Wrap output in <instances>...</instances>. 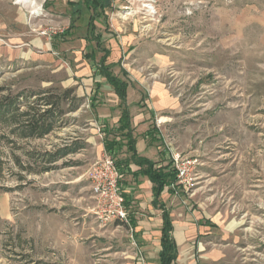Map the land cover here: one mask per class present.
I'll return each mask as SVG.
<instances>
[{
	"label": "rangeland",
	"instance_id": "obj_1",
	"mask_svg": "<svg viewBox=\"0 0 264 264\" xmlns=\"http://www.w3.org/2000/svg\"><path fill=\"white\" fill-rule=\"evenodd\" d=\"M35 1L36 15L0 0L1 95L58 97L65 114L39 139L0 125V264H155V239L97 216L90 171L105 156L98 115L119 116V101L92 80L88 12L82 7L71 29L68 0ZM144 4L113 0L108 31L97 25L96 33L127 82L133 135L153 161H195L190 185L164 193L174 220L197 230L174 264H264V0ZM155 85L168 98L163 110H151ZM65 146L79 150L42 171L41 155ZM122 181V189L131 183ZM125 207L129 220L146 215L135 200Z\"/></svg>",
	"mask_w": 264,
	"mask_h": 264
},
{
	"label": "trees",
	"instance_id": "obj_2",
	"mask_svg": "<svg viewBox=\"0 0 264 264\" xmlns=\"http://www.w3.org/2000/svg\"><path fill=\"white\" fill-rule=\"evenodd\" d=\"M107 0H84L83 4L88 11H91L87 24L86 40L95 42L97 50L103 53L97 71L100 77L104 78L107 84L113 89L119 100L118 108L120 110V119L117 129L104 130L105 140L103 142L104 152L112 155L115 159V164L119 172L124 176L129 172V164H135L140 168L139 173L145 176L153 185V205H159L162 210L163 225L161 229V251L159 253V264H172L177 258V248L171 237L172 222L169 213L163 209L158 198L162 191L167 188L169 192H173L172 187L176 183V173L168 164L165 167H156V163L145 158L137 157L135 151V139L133 137V129L130 125V116L126 105L127 82L115 76L112 72L113 64H107L106 58L109 55V50L102 48L103 37L96 33L93 22L96 18L103 15ZM72 28V25H71ZM94 61V56L91 54L87 57ZM126 76L125 72H122ZM0 90V125H12L14 130L12 134L17 135L21 139H39L48 135L53 131L57 121L65 112L61 109V99L45 97L44 93L40 94L34 101L29 102V98H23L21 95H1ZM69 89L64 92V96L71 94ZM54 99V101H53ZM77 99L73 97L75 102ZM81 101L74 104L70 109L71 112L76 111L80 106ZM25 111H21V108ZM112 136V138H110ZM119 137V141L116 138ZM125 149V154L128 158L117 160L118 155ZM79 150V147L65 146L56 149L54 152H45L41 155V163L44 166L42 171H50L53 164L62 157L69 154H74ZM30 159H36L35 154L28 153ZM15 163L19 168L28 170L23 167L19 159L15 158ZM126 204V203H125ZM129 226L132 230L135 228V223L132 219L129 220Z\"/></svg>",
	"mask_w": 264,
	"mask_h": 264
},
{
	"label": "crops",
	"instance_id": "obj_3",
	"mask_svg": "<svg viewBox=\"0 0 264 264\" xmlns=\"http://www.w3.org/2000/svg\"><path fill=\"white\" fill-rule=\"evenodd\" d=\"M83 1L84 0H68L67 1V6L69 7V10H70V26H69L70 28H71V25H72V28H74V23H75L74 21L81 14L82 7H84L86 9V7L83 4ZM112 3H113V0H107L106 4H105L106 9L103 12V15H101L100 17H98L94 20L93 25H94L96 31L98 30L97 25H99L100 28H102L104 31H108L107 13H108V11H111V9H112ZM86 11L88 12V19H87V24H88L89 17L91 16V11H88L87 9H86ZM87 24H86V32H87ZM86 37L84 40L86 43V47L90 51L89 54L86 56V58L91 54L94 56V61H91L90 59L87 58L89 60L90 65H91V71L93 72V75H92L93 82L99 83L100 81H103L104 84L107 87H109L111 92L115 95L113 89L107 84V82L105 81L104 78L99 76L98 71H97V64L99 63L101 57L103 56V53L100 52L99 50H97L95 42H90V41L86 40ZM97 52L102 54L101 57L99 58V60H96ZM109 57H110V50H109V55L106 58V63L107 64H113L115 67L117 65V63H108ZM122 72L126 73L125 70H122ZM127 75L128 74L126 73V76ZM115 76H117V75H115ZM115 97L117 98L116 95H115ZM149 98H150L151 104L153 106V108H151V110H154V111L163 110L168 105L167 95L159 86L155 85L150 90ZM126 105H127V97H126ZM127 109L129 112L128 105H127ZM115 110L119 111V113L117 111H115V113L119 114V116L115 115L113 118H111V115H107L105 113L98 115V122L101 123V127L104 130L105 129H107V130L117 129L118 121L120 119V110H119L118 106ZM129 116H130V114H129ZM130 125L132 128L131 118H130ZM132 134H133V132H132ZM133 137L135 139V151H136L135 153H136L137 157L145 158L149 161L156 163V167L167 166V165H162V163H157V162L153 161V159L150 156L152 154L151 149H149L144 144L143 140L140 142L136 136L133 135ZM149 137L152 138V136L149 134V131H147L145 133V138L149 139ZM124 154H125V152H124ZM128 157H129V155H128ZM168 164H170V162ZM139 171H140V168L137 165L132 164V163L129 164V172L127 174H125L123 177H125V176L129 177L131 180V183L126 182V184H124L122 198H123L124 202L126 203V205L129 204V201L132 199V200H135V203L137 202L139 204V206H143L144 210H146L145 216L140 215L139 218H136V220L134 218H131V219L135 223L134 229H136V234H138L142 240H148V239L150 240L151 238L155 239L156 244H157V257H156L157 263H155V264H159V253L161 251L160 238H161V229H162V225H163L162 210L159 208V205H153V194H152L153 185L145 176L141 175L139 173ZM165 190H166V192H165ZM136 191H138V195L133 197V195ZM164 193L169 194V191L167 188H165L162 191V193L160 194V196L158 198V201L160 202V204L163 205V207H164L163 209H165L169 213V217H170L171 222H172L171 237H172V239L176 245V248H177V258L172 263V264H174L179 259L180 250L182 252H184V250L186 249L185 246L187 247L188 243L191 244L192 238H193L194 234L197 232V230H196L195 226L191 223H188V222L184 223L183 221L181 222V220H177V221L174 220V216L172 214V211H171L170 207L166 204V200L164 199ZM138 264H141V262H139Z\"/></svg>",
	"mask_w": 264,
	"mask_h": 264
},
{
	"label": "built area",
	"instance_id": "obj_4",
	"mask_svg": "<svg viewBox=\"0 0 264 264\" xmlns=\"http://www.w3.org/2000/svg\"><path fill=\"white\" fill-rule=\"evenodd\" d=\"M149 3L145 5L151 6ZM194 166V160L179 161L177 157H172L171 167L176 173V183L172 190L178 186L190 185L194 178ZM90 178L92 191L98 204V219L129 224L128 212L122 198L121 182L123 175L117 169L112 155L105 153V156L92 166Z\"/></svg>",
	"mask_w": 264,
	"mask_h": 264
},
{
	"label": "bare ground",
	"instance_id": "obj_5",
	"mask_svg": "<svg viewBox=\"0 0 264 264\" xmlns=\"http://www.w3.org/2000/svg\"><path fill=\"white\" fill-rule=\"evenodd\" d=\"M139 2H142V3H149V2H152V0H138ZM16 3L17 4H21L23 5L24 7L28 8L32 13V14H38L39 11L41 10L40 9V6L37 4V2L35 0H16ZM144 4V7L147 9V11H152L153 8L151 6H147Z\"/></svg>",
	"mask_w": 264,
	"mask_h": 264
}]
</instances>
